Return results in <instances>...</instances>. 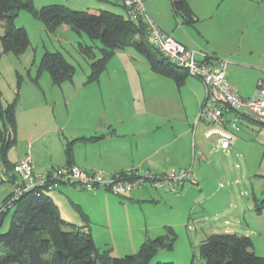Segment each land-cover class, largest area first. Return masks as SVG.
Wrapping results in <instances>:
<instances>
[{
  "label": "crops",
  "instance_id": "crops-1",
  "mask_svg": "<svg viewBox=\"0 0 264 264\" xmlns=\"http://www.w3.org/2000/svg\"><path fill=\"white\" fill-rule=\"evenodd\" d=\"M187 2L196 17L193 25L185 24L179 16H177L179 20L170 26H165L156 20L152 13L150 17L155 19L162 30L185 47L205 52L227 62L225 73L229 85L240 97H253L264 70V37L259 36L256 30H252L257 26L255 18L259 11L251 21L249 4L253 3L249 0H187ZM253 6L256 10V5ZM262 6V4L257 5L259 10ZM59 30L65 37L70 36L68 39L59 37L60 40L74 43L68 27L64 26ZM128 56L135 59L131 55ZM149 72L151 76L148 79L153 81L148 84V92L140 91L137 94L132 90L125 96L123 90L116 88L109 80L101 81L103 77H100L101 79L96 82L99 86L98 96L85 97L84 91L90 85L82 87L76 84L80 88L78 92L75 90L76 87L70 88L68 84H74V75L72 82H63L61 87L59 86L65 98L61 101L60 98L56 100L45 98L55 121L52 129L35 136H27L25 153L15 159L8 158L10 164L15 165L29 156L34 171L47 174L66 165L64 145L67 142L103 136L93 142L75 141L72 144L73 165L83 173L101 172L105 177H109L129 171H149L161 175L189 170L195 180L196 188L193 185L183 184L171 193L145 185L133 190L127 197H115L105 189L90 192L89 196L94 200L97 209L105 210L104 207L111 209L113 207L119 215H123L124 219L127 215L122 210H127L131 213V219H139L141 224L137 228L141 233V241L154 239L148 235L150 228L157 227L149 226V216L152 215L150 213L153 210L164 212L167 210L171 213L177 209V203L184 201L191 194L199 192L197 197H201L202 194L205 203L207 200H213L221 192L215 188L214 182H205V172L208 170L207 159L210 154L220 150L209 151L208 155L206 145H202L200 141L208 127L207 124L200 126L198 120L204 101V88L188 81L187 78L182 85L174 82L173 86L168 83L171 79L153 73L150 68ZM104 78L103 80H107L108 76ZM121 80L123 81L122 78ZM101 84H104L105 90ZM125 89L128 91L127 87ZM182 89H185V96L180 95ZM72 92L75 94L72 95ZM77 95L81 97L78 98ZM244 122L246 121L243 120L242 123ZM51 136L54 137L52 138L54 141L55 139L58 141V143L55 141L54 146H50ZM205 140L216 143L213 138ZM1 176L3 178V174ZM54 191H57V203L50 198L57 208H59L58 201L64 202L66 197L69 203L76 201L77 204L79 203L77 206L83 209L82 202L74 197V195L77 197V192L82 191L81 189L62 185ZM197 197L196 200L188 198L192 200L190 213L193 209L191 203L196 205L199 201ZM257 201L254 199L255 203ZM85 211L91 220V212L86 209ZM60 215L67 222L74 218L71 217L74 215L72 213L64 217L60 212ZM158 215L168 217L162 222L161 227L176 226L170 214ZM141 216H143L142 222H140ZM72 221L75 225H79L75 223L76 220ZM160 226L158 227L161 228Z\"/></svg>",
  "mask_w": 264,
  "mask_h": 264
},
{
  "label": "rangeland",
  "instance_id": "rangeland-1",
  "mask_svg": "<svg viewBox=\"0 0 264 264\" xmlns=\"http://www.w3.org/2000/svg\"><path fill=\"white\" fill-rule=\"evenodd\" d=\"M249 1L256 5L255 10L253 4H249V19L251 21H253L255 13L259 11L255 18L257 26L252 30H256L259 36L264 37V0ZM33 3L34 7L38 9L48 5H62L75 11L97 13L99 10H104L123 17L127 16L126 8L122 6L121 0H33ZM259 4L263 5L260 10L257 7ZM144 8L148 12L150 11L147 12L149 16L152 13V16L165 26L174 25L179 20L177 16H174L171 0H144ZM5 26L0 22V36L3 34ZM14 26L26 30L29 46L19 56L6 53L0 57L1 102L4 106L14 102L16 104L14 109L16 142L10 150H7V159H15L25 153L27 136L38 135L52 129V126L55 125L50 113L51 107L47 105L45 98L49 97L54 100L60 98V101L65 98L64 93H61V86L53 85L47 72L37 78L36 67L45 52L59 51L72 65L75 79L73 80L74 84H68L70 88L76 87L75 90L78 92L80 85L82 87L90 85L84 91L85 97H97L99 93L97 83L83 84L90 68L89 62L79 54L77 48L78 42L85 43V45L93 47L98 56V48H101L99 42L90 41L85 35L78 38L72 32L70 35L74 43L71 44V41L65 42L62 39L61 41L59 37L68 39L70 36L65 37L61 30L56 31L57 34L46 33L42 23L25 11L18 13L14 19ZM128 55L135 59L129 58ZM106 71L101 76V78L103 77L100 78L101 81L109 80L116 88L123 90V96L132 90H135L137 94L140 91L146 93L149 88L148 84L153 81L148 79L151 75L145 59L130 48L117 50L115 56L108 63ZM107 76V80H103ZM187 80L199 84L203 89L202 84L196 78L188 75ZM124 81L127 82L124 83ZM168 81L171 85L174 84L173 80ZM101 86L105 90L104 84ZM126 87L128 91H126ZM74 94L75 92H72V95ZM181 94L185 96V89L180 90ZM77 97L79 98L81 95H77ZM61 103L65 105L63 102ZM199 123L200 126L206 125L202 120ZM35 124L36 126H34ZM238 127L239 130L233 133L234 141L228 152L215 151L207 159L208 170L205 172V182H214L215 188L221 191L218 193L219 195L204 203L203 195L201 194V197L198 198L199 192H196L189 195L184 201L177 203V209L171 213L167 210L164 212L157 209L150 213L152 215L149 216V226H157L154 229H149L150 238L168 236L169 234L168 227L160 226L168 217H160L158 214H170L171 220L176 226L170 228L175 235L173 248L158 250L149 264H201L200 245L202 242L210 235L223 233L249 237L252 242V252L258 257H264V203L262 205V201H264V125L253 119L240 123ZM52 138L54 137H50V146L58 143L56 139L55 142ZM200 141L202 145H206V154L209 155V151L216 150V143L212 140H205L204 134ZM1 163L0 157V208L12 189V184L7 182L8 175L2 171ZM2 174L3 178H1ZM185 184L196 185L188 182ZM196 187L194 186V188ZM48 195L57 203V191L49 192ZM89 195L90 192L78 191L77 197L75 195L74 197L82 202V211L85 215L88 216L85 209L91 212V220L88 217L89 228L97 248L100 251L108 250L112 257L136 254L139 246L145 241L140 240L141 233L137 228L141 224L139 219H131V213L127 210H122L127 215V218L124 219L123 215H119L113 207L112 209L104 207L105 210L97 209V205ZM115 197L118 196L115 195ZM196 197L200 203H196V205L191 203L193 209L190 213L189 208L192 200L188 198L195 199ZM254 199L258 201L255 203ZM63 201H58L59 213L61 212L64 217L72 213L74 215L71 217H74L75 223L79 224L78 226L83 225L78 212L66 197ZM73 204L78 205L79 203L77 204L75 201ZM260 206L263 207L259 213ZM11 218L12 212L10 211L2 221L0 234L7 231ZM142 218L143 216H141L140 222H142ZM73 219L69 221L72 224H74Z\"/></svg>",
  "mask_w": 264,
  "mask_h": 264
},
{
  "label": "trees",
  "instance_id": "trees-1",
  "mask_svg": "<svg viewBox=\"0 0 264 264\" xmlns=\"http://www.w3.org/2000/svg\"><path fill=\"white\" fill-rule=\"evenodd\" d=\"M171 6L174 15L182 18L185 24L195 23L196 17L187 0H171ZM20 11L40 21L48 34H54L65 26L78 38L85 35L90 41L100 43L98 56L93 47L77 43L79 54L89 62L90 72L86 84L98 82L115 52L129 48L145 59L153 73L169 78L177 85H182L188 77L185 70L169 62L157 48L149 44L147 25L141 19H129L128 12L123 17L104 10L97 13L75 11L62 5H48L38 9L34 7L33 0H0V22L6 25L0 36V57L6 53L19 56L29 46L26 30L14 26V19ZM36 72L37 78L47 72L52 84L56 86L72 82L74 76L72 65L59 51L45 52L38 62ZM14 103L4 106L0 93V157L2 168L8 175L7 182L12 185L17 177L6 152L16 142ZM243 120L253 119L246 116L240 123ZM102 137L67 142L64 145L65 166H74L71 147L75 141L93 142ZM116 175L126 180L134 179L127 177L126 172ZM11 196L10 192L0 208V227L4 217L12 212L7 231L0 234V264H149L158 250L172 249L174 245L175 235L172 229L167 228L170 235L144 241L136 254L112 257L108 250L100 251L97 248L90 232L89 219L77 205L70 203L80 216L81 226L63 220L48 193H41L39 189L23 193L8 205ZM262 207H257L259 213ZM251 249L249 237L213 234L200 245L201 264H264V257L256 256Z\"/></svg>",
  "mask_w": 264,
  "mask_h": 264
},
{
  "label": "built area",
  "instance_id": "built-area-1",
  "mask_svg": "<svg viewBox=\"0 0 264 264\" xmlns=\"http://www.w3.org/2000/svg\"><path fill=\"white\" fill-rule=\"evenodd\" d=\"M129 19H138L148 27L147 40L157 48L169 62L182 68L188 75L198 79L204 88L198 120L208 125L205 139L215 137L216 150L227 152L234 141V132L242 118L250 117L264 124V70L258 81L253 97L242 98L229 85L226 79L227 62L216 59L205 52L185 47L171 35L162 30L148 15L144 8V0H123ZM13 173L17 181L12 185L8 205L23 193L39 189L41 193H49L62 185H74L82 191L92 192L98 189L108 190L118 197H127L133 190L145 185L153 189L173 192L184 183L195 184L190 171L153 174L149 171L126 172V180L118 175L105 177L101 172L83 173L79 168L61 167L47 174L36 173L29 156L14 165Z\"/></svg>",
  "mask_w": 264,
  "mask_h": 264
}]
</instances>
